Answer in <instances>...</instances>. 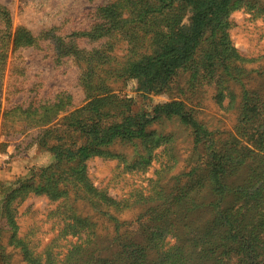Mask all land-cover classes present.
Wrapping results in <instances>:
<instances>
[{
	"label": "rangeland",
	"instance_id": "rangeland-1",
	"mask_svg": "<svg viewBox=\"0 0 264 264\" xmlns=\"http://www.w3.org/2000/svg\"><path fill=\"white\" fill-rule=\"evenodd\" d=\"M153 1L0 0V6L11 15L13 31L24 29L33 38V44L11 48L0 70V264H66L71 252L80 247L88 250V259L71 260L72 264H120L118 252L124 249L123 243L135 244L126 250L136 248L137 243H148V231L153 228L156 232L154 228L159 224V218L146 209L141 196H156L160 184L157 179H162L165 187L160 198L168 192L176 199L174 192L188 179L187 172L213 148L210 139L222 142L220 132L233 130L249 90L264 94V0H235L230 6L229 38L240 55L254 59L243 64L250 73L240 82L233 81L234 106H230L229 99L218 102L214 82L201 79L191 87L188 71L178 72L167 89L138 90L134 80L123 77L126 63L160 52L165 45L167 19L186 15L181 4L173 8V13L167 8L163 14L148 9L154 6ZM112 10L121 14L114 22L109 16ZM209 43L205 41L197 51L200 63ZM84 75L91 82L87 88L81 83ZM98 90L103 93L95 97L99 101L88 111L96 107L107 126L120 123L127 106L137 113L181 100L213 132L194 144V135L184 122L173 117L159 119L147 127L146 135L113 140L109 146L112 156L88 157L84 164L90 182L121 203L115 213L119 223L108 213L105 203L95 205L79 197L82 192L76 193L75 189L78 183L67 185L68 193L61 198L34 193L28 186L18 190L28 183L40 186L48 177L44 169L57 160L50 144L55 137L66 136L73 119L86 114L76 110L88 104L92 100L88 96ZM160 132L176 139L173 146L168 145L171 138L163 141ZM171 152L176 160H170ZM181 173V181L173 188L172 178ZM263 181H256L244 192L243 198L250 201L244 210L249 216L245 219L248 224L240 227L246 232L256 216L264 215ZM222 191L209 203L191 197L194 212L190 221H183L185 215L178 199L169 204L167 209L173 210V228L178 235L163 236L152 253L181 259L175 264H234L235 258L229 261L220 255L222 241L226 240L219 236L220 226H227V236L232 238L243 218L219 217ZM258 200L260 203H256ZM73 216L87 217L92 225L81 224ZM235 219L239 221L233 222ZM259 234L264 238V232ZM209 235H215L222 246L219 248L218 242L209 244ZM258 251L257 264H264L263 243Z\"/></svg>",
	"mask_w": 264,
	"mask_h": 264
},
{
	"label": "trees",
	"instance_id": "trees-1",
	"mask_svg": "<svg viewBox=\"0 0 264 264\" xmlns=\"http://www.w3.org/2000/svg\"><path fill=\"white\" fill-rule=\"evenodd\" d=\"M233 2L235 0H154V6L148 9L161 11L163 14V10L167 8L173 13V8L181 4L186 10V15L177 19L171 16L169 20L167 19V32L163 35L166 37L163 49L157 54H145L127 62L123 77L134 80L138 90L152 92L163 88L167 89L178 72L188 71V83L191 87H195L197 85L195 82L201 79L209 84L214 82L218 102L222 103L229 99L230 106H234L233 81L240 82L246 74L250 73V70L243 64L254 59H247L240 55L229 38L230 6ZM256 5L259 6V3ZM256 5L253 7L254 9L257 7ZM109 16L110 21L113 22L121 18V14H117L113 10L109 13ZM184 17L187 18V22H185ZM11 26L12 19L9 11L0 6V70L4 67L11 48L16 49L20 46L33 44V38L29 32L24 29H18L14 32ZM205 41L210 42L208 53L204 61L200 63L197 60V51ZM81 83L86 88L91 85L89 78L85 75L81 79ZM101 91L98 90L90 94L88 97L92 100L76 110V112L82 110L86 114L71 121L69 130H65L66 136L55 137L53 144L48 141L43 142L52 145L51 149L57 159L55 163L44 169L48 173V177L44 178L40 186H34L33 183L22 185V188L18 189L19 192L28 186L33 189L34 193L45 192L46 195L61 198L68 193L67 185L74 186L78 183V186L76 185L78 189H75L76 193H79L78 190L82 192L81 195L78 194L79 197L87 198L95 205L105 203L106 209L109 210L108 213L112 215L113 220H116L117 215L115 213L121 209V207H118L121 206V203H118L115 198L109 196L106 192L100 191L90 182L86 175L87 166L84 164L88 157L96 155L112 156V150L109 146L113 144V140L133 139L143 134L146 135L147 127L159 119H171L173 117L180 122H184L187 128L191 129L190 133L194 135V144H199L201 138L207 137V134L212 136L213 132H209L196 119L195 111L181 100L157 104L150 107V110H140L137 113L130 109L131 106H127L123 111L121 122L107 126L101 118L102 113L96 110V107L88 111L90 106L99 101L95 97L103 93ZM263 97L264 94L259 91L249 90L245 100L246 103L242 107L243 111L239 112L238 118L233 124V130L231 132H220L223 136L220 137L222 142L210 139L213 148L206 152V157L203 156L202 160H199L200 162L198 161V164L187 172L188 179L186 182H181L180 189L174 192L177 195L176 199L168 192L160 198L165 187L162 179H157L160 184L156 186V196L151 193L141 196L146 209L153 211L151 212L153 217L159 218V224L154 228L157 233L153 228L151 231L149 230L148 243H137L136 248L132 250L126 249L135 244L127 246L129 241L124 242L122 247L124 249H120L118 252V255L122 258L120 264L177 263L176 260L181 259L174 257L172 260L171 256L167 258V256L161 257L152 253L153 249L158 248L159 241L163 236H168L170 233L178 235L176 234L177 230L173 228L175 226L172 217L173 210L167 209V206L175 203L178 199L181 204L179 209H182V213L185 215L183 221H190V215L194 212L189 202L190 198L195 196L202 198L201 202L209 203L210 200L216 199L221 189L223 190L221 192L223 193L222 206H220L222 214L219 217L230 220L240 216L238 219L243 218V220L240 221L239 227L234 228L232 238L227 236L228 227L221 224L222 230L219 236L226 239L222 241L223 246L220 245L221 241L216 239L215 235H209V244L218 242L219 248L222 246L220 255L229 261L235 258L234 264L259 263L258 248L262 243L264 246V238H261L259 234L264 232V215L261 214L262 216H256L253 219L248 232L240 226L248 224L245 219L249 216L244 210H246L250 201L248 202L243 198L244 192L253 186L256 181L264 178ZM48 110L46 109L47 112ZM68 118H71V116ZM151 135L150 133L148 137H151ZM158 135L163 137V141L164 138L170 137L171 140L168 145L173 146L176 140L175 138L172 139L169 134L160 132ZM48 137L54 138L53 136ZM156 146H159V143ZM170 160H176L173 152H171ZM163 171L166 170L163 169ZM64 174L67 175L64 176ZM180 175L182 173L172 178L173 188L181 181L179 179L183 175ZM165 184L167 185L168 182ZM261 197L264 198V191H262ZM232 199V204H229ZM241 199H244V201L240 202ZM258 202L260 203L259 200L256 201V203ZM238 205H241V207H238ZM101 212L106 214L105 210H101ZM73 217L77 218L81 224L92 225L87 217ZM221 218L217 219V222L220 223ZM238 219L237 221H239ZM116 221V223H119L118 219ZM235 221L236 219L233 220V222ZM212 228L210 231H212ZM27 252L30 253L31 251L28 249ZM88 254L86 248L80 247L77 252H71L70 259H66L65 262L66 264H72L71 260H75V262L78 260L85 261L88 259ZM38 264H41V262L39 261Z\"/></svg>",
	"mask_w": 264,
	"mask_h": 264
}]
</instances>
